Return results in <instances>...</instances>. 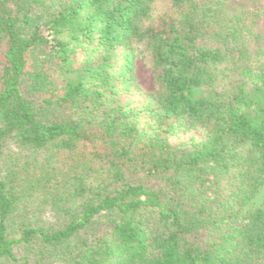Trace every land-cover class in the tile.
<instances>
[{
	"label": "trees",
	"instance_id": "1",
	"mask_svg": "<svg viewBox=\"0 0 264 264\" xmlns=\"http://www.w3.org/2000/svg\"><path fill=\"white\" fill-rule=\"evenodd\" d=\"M168 1L0 0V264H264V0Z\"/></svg>",
	"mask_w": 264,
	"mask_h": 264
},
{
	"label": "rangeland",
	"instance_id": "2",
	"mask_svg": "<svg viewBox=\"0 0 264 264\" xmlns=\"http://www.w3.org/2000/svg\"><path fill=\"white\" fill-rule=\"evenodd\" d=\"M254 1L255 0H229L228 7L230 10L236 11L252 5ZM168 2V0H156L155 11L159 12L168 4ZM153 71L151 57H149L146 52L143 55H139L136 66V76L139 87L133 92L125 93L123 95V100L127 101L128 104L134 108L142 110L141 118L143 124H147L148 126L153 124L154 127H157V119L161 108L155 95L157 93V84L153 78ZM172 122H174L173 119L166 118L164 126H167ZM177 133L178 134L174 135L172 138L185 140L190 139L192 136H200V133L191 130H181ZM42 211L44 212V218L52 219V214H49L48 209L45 208L44 210V207L42 206Z\"/></svg>",
	"mask_w": 264,
	"mask_h": 264
}]
</instances>
